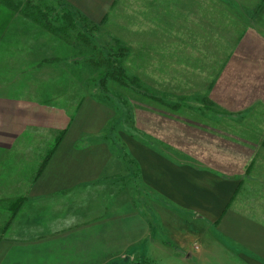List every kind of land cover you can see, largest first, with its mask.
Segmentation results:
<instances>
[{"label":"crops","instance_id":"0c3cea01","mask_svg":"<svg viewBox=\"0 0 264 264\" xmlns=\"http://www.w3.org/2000/svg\"><path fill=\"white\" fill-rule=\"evenodd\" d=\"M65 1L95 21L115 8L136 11L144 23L140 27L146 29L160 27L162 8L172 24L178 17L203 24L205 13L215 9L226 21L229 12L232 16L235 12L238 24L233 27L240 29L228 59L243 66L233 69V75H243L242 69L249 67L247 58L264 56V0H213L216 5L212 0H149L146 4L136 0V9H127L133 0L120 4L119 0ZM236 83L239 87L228 89L226 95L233 92L237 100L251 102L235 103L233 108H250L254 102L258 107L256 93L264 92L263 85ZM63 103L0 93V155L5 162L16 157L14 163L0 164V171L13 173L0 176V264H111L127 257L153 264H264L263 227L248 228L249 221L233 211L230 222L240 233L223 226L182 236L174 231L176 242L170 237L176 225L170 212L177 215V204L187 206L191 218L225 224L223 218L232 213L227 205L238 185L236 178L172 160L130 136L122 138L123 158L105 135L115 114L112 105L89 94L80 97L69 113ZM241 235L249 238V246L235 238ZM219 236L234 243H219ZM186 239L204 242H193L191 251Z\"/></svg>","mask_w":264,"mask_h":264},{"label":"rangeland","instance_id":"374dc122","mask_svg":"<svg viewBox=\"0 0 264 264\" xmlns=\"http://www.w3.org/2000/svg\"><path fill=\"white\" fill-rule=\"evenodd\" d=\"M8 1L14 7L0 1V93L48 103L65 101L68 113L87 94L109 103L115 114L105 135L121 156L122 138L130 136L172 160L236 178L239 184L227 206L249 221L248 228L260 225L264 231V92L256 93L260 95L258 107L254 102L250 108H233L235 103L251 101L237 100L233 92L226 95L236 82H257L264 87V56L247 58L249 67L242 69L243 75H233V69L240 66L238 60L228 59L234 34L240 29L233 27L238 24L237 13L229 12L228 20L222 21L217 9L206 10L203 24L180 17L172 24L161 7V20L154 18L160 27L146 29L140 27L144 23L138 12L122 8L95 21L65 0ZM132 4L127 9H136V0ZM68 11L71 21L63 17ZM116 57L125 75L136 78L138 86H121L106 77L111 71L109 59ZM1 156L0 164L16 162V157H7L10 160L5 162ZM0 173L3 178L13 174ZM186 207L177 204V215L170 212L176 223L170 236L174 242V231L182 236L187 231L231 226L240 233L230 222L233 212L229 219L223 218L225 224L220 220L209 223L191 218ZM163 209L167 208L159 213ZM235 238L250 244L244 235ZM218 239L234 243L226 236ZM186 240L191 251L193 242H204ZM163 259L170 262L168 256Z\"/></svg>","mask_w":264,"mask_h":264},{"label":"trees","instance_id":"16d2710c","mask_svg":"<svg viewBox=\"0 0 264 264\" xmlns=\"http://www.w3.org/2000/svg\"><path fill=\"white\" fill-rule=\"evenodd\" d=\"M0 1L3 2L6 5L14 7V5H11L8 0H0ZM72 16H73L72 12L70 13V11H68V12L63 14V17L66 18L68 21H71ZM109 61H110V65L107 66V67H108V69L111 68V71H107L108 73H107L106 77L108 79H111V81H114L118 85H121V86H128V83L132 84V85H135V86L137 85L138 80L136 78H134V77L128 78L127 75H125L124 70L120 66V62H119V59L117 57L114 58V60L109 59ZM61 137H62V133H60L57 136V139L55 140L53 146L49 150V153H47V155L43 158L41 164L39 165V167L37 169L36 175H38L40 173V171L43 169V167H44V165H45V163H46V161H47V159L49 157V154H51V152L54 149V146L60 140ZM238 184H239V181H238ZM236 189H237V187L233 191V194L231 195V198L234 195ZM111 264H153V263L151 261L146 260V259L131 260V259H129V257H127V258L122 259L121 261L118 260V261L113 262Z\"/></svg>","mask_w":264,"mask_h":264}]
</instances>
